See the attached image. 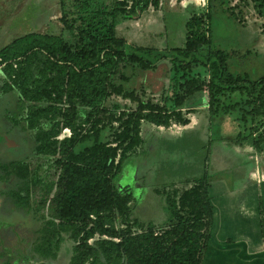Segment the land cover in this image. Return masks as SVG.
I'll use <instances>...</instances> for the list:
<instances>
[{
	"label": "trees",
	"instance_id": "16d2710c",
	"mask_svg": "<svg viewBox=\"0 0 264 264\" xmlns=\"http://www.w3.org/2000/svg\"><path fill=\"white\" fill-rule=\"evenodd\" d=\"M74 1L71 18L63 8L60 18L62 30L75 33L73 43L61 36L29 33L0 48L4 79L0 97L15 98L25 128L35 131V155L50 162L57 172L52 213L40 217L44 226L34 253L41 259H55L67 235L72 242L68 264H201L211 226L205 178L177 203L171 202L169 211L175 220L171 226L159 233L153 227L132 232L128 227L119 229L131 216L133 201L126 186H117L122 167L141 145V122L163 127L175 120L186 125L180 109L197 93L206 92L212 115L221 99L237 95L244 107H223L221 115L244 108L247 111L240 123L247 117L263 118L264 76L251 81L228 74L227 63L233 54L212 46L213 15L209 12L204 31L197 28L188 34L182 48L153 50L126 44L117 36L116 19L119 14L137 19L148 8L157 9L159 0H119L111 10L104 5L91 10L93 0ZM161 61H168L176 81L171 97L162 105L144 102L116 83L123 79L119 72L127 66L154 72ZM198 69H205L208 78L200 80ZM113 96L136 107L118 113L117 107L109 110L104 103ZM115 124L112 142H101L102 130ZM65 129L70 137L59 139ZM262 138L264 130L252 140L255 148ZM35 174L20 161L0 166V180L16 177L27 184L22 187L26 195L22 188L9 193L27 212L29 192L42 185ZM41 209L38 205L34 211ZM180 209L190 216L179 217Z\"/></svg>",
	"mask_w": 264,
	"mask_h": 264
},
{
	"label": "rangeland",
	"instance_id": "374dc122",
	"mask_svg": "<svg viewBox=\"0 0 264 264\" xmlns=\"http://www.w3.org/2000/svg\"><path fill=\"white\" fill-rule=\"evenodd\" d=\"M115 1L119 0H93L90 2V9L104 5L111 10ZM182 1L186 3L189 0H159L157 9L148 8L134 20H128L119 14L116 19L117 36L128 45L146 49L182 48L188 34L197 28L204 31L207 23L205 15L209 12L213 15L212 46L233 54L227 63L228 74L248 77L249 80L264 76L263 0H193L192 4L185 6L181 5ZM62 8L67 12V18H71L76 3L74 0H0V48L29 33L61 36L73 43L75 33L62 30ZM200 18L203 21L197 23ZM194 23L197 24L191 27ZM196 72L200 80L208 78L205 69H198ZM119 77L123 79H116V83L122 84L125 91L137 93L144 102L160 105L171 97L176 83L168 61L159 62L154 72H143L134 66H127L119 72ZM3 80L0 74V87ZM202 93H197V96L204 97L203 100L206 101L207 94L204 92L202 96ZM14 99L13 96L0 97V166L9 161H20L29 166L31 172L36 173L42 185L33 187L29 192L30 211L27 212L9 196V193L19 188H27V184H21L16 177L0 180V264L7 261L11 264H68L72 242L67 235H63L55 259H41L33 250L42 237L41 229L44 224L40 217H47L52 213L51 199L56 191L54 184L57 172L49 166L50 162L35 155V131L25 128L20 108L14 106ZM189 100L180 109L185 120L190 111L186 106ZM220 102L221 105L212 115L214 119L223 116V107L227 109L233 104H242L244 107V100L239 96L230 95ZM104 107L109 110L117 107L118 113L134 110L136 104L122 100L120 96H113L104 103ZM235 110L237 111L234 109L233 112ZM245 111L247 110L242 108L236 112L238 121ZM8 114L16 119V124ZM246 119V122L239 124L238 137L256 140L264 130L262 121L258 118ZM180 126L183 125L175 120L163 127L141 122V145L124 163L117 182V186H126L133 196L131 216L125 224L119 225V229L128 227L132 232H139L153 227L159 233L175 223L169 211L171 202L177 203L184 193L195 187L198 173L195 170L200 168L201 171L205 166V153L202 145L199 146L202 143L200 132L181 135L178 139ZM112 127L102 130L101 142H112V134L117 125ZM66 135L62 133L59 139ZM2 144L5 145L4 148ZM44 186L47 188H43ZM24 189L22 188L23 191ZM22 195H26L25 191ZM38 205L42 209L36 213L34 209ZM177 211L182 219L190 216L181 209Z\"/></svg>",
	"mask_w": 264,
	"mask_h": 264
},
{
	"label": "crops",
	"instance_id": "0c3cea01",
	"mask_svg": "<svg viewBox=\"0 0 264 264\" xmlns=\"http://www.w3.org/2000/svg\"><path fill=\"white\" fill-rule=\"evenodd\" d=\"M203 98L188 99V123L178 137L200 132L205 153L204 168L195 170L197 181L206 180L211 208L201 264H264V138L255 148L249 138L238 137L237 111L214 119Z\"/></svg>",
	"mask_w": 264,
	"mask_h": 264
},
{
	"label": "built area",
	"instance_id": "2783aa9c",
	"mask_svg": "<svg viewBox=\"0 0 264 264\" xmlns=\"http://www.w3.org/2000/svg\"><path fill=\"white\" fill-rule=\"evenodd\" d=\"M203 1V0H202ZM191 2H193V0H189V1H187L186 3H185V1H182L181 2V5L182 6H185V4L187 5V4H192ZM184 4V5H183ZM62 133H66L67 135H66V137H70V132H69V130H67V129H65V130H63V132ZM62 135V134H61Z\"/></svg>",
	"mask_w": 264,
	"mask_h": 264
},
{
	"label": "bare ground",
	"instance_id": "6f19581e",
	"mask_svg": "<svg viewBox=\"0 0 264 264\" xmlns=\"http://www.w3.org/2000/svg\"><path fill=\"white\" fill-rule=\"evenodd\" d=\"M4 139H5V137H4ZM11 139V138H10ZM6 140V139H5ZM4 143V142H3ZM4 144H6V143H4ZM4 144H2L3 145V148L5 147V145ZM8 145L10 144V143H7ZM15 145V144H14ZM13 145V146H14ZM10 146V145H9ZM0 147H1V145H0ZM9 148V147H8Z\"/></svg>",
	"mask_w": 264,
	"mask_h": 264
}]
</instances>
